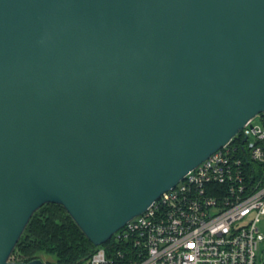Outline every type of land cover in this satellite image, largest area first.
Here are the masks:
<instances>
[{"label": "water", "instance_id": "95a60500", "mask_svg": "<svg viewBox=\"0 0 264 264\" xmlns=\"http://www.w3.org/2000/svg\"><path fill=\"white\" fill-rule=\"evenodd\" d=\"M261 112L264 0H0V264H46L9 259L45 203L104 244Z\"/></svg>", "mask_w": 264, "mask_h": 264}, {"label": "built area", "instance_id": "2783aa9c", "mask_svg": "<svg viewBox=\"0 0 264 264\" xmlns=\"http://www.w3.org/2000/svg\"><path fill=\"white\" fill-rule=\"evenodd\" d=\"M262 218L264 112L79 264H264Z\"/></svg>", "mask_w": 264, "mask_h": 264}, {"label": "trees", "instance_id": "16d2710c", "mask_svg": "<svg viewBox=\"0 0 264 264\" xmlns=\"http://www.w3.org/2000/svg\"><path fill=\"white\" fill-rule=\"evenodd\" d=\"M238 139L241 140L240 136ZM103 246L111 251L116 243L108 240ZM97 247L63 206L45 203L33 212L9 259L30 261L39 258L46 264H79Z\"/></svg>", "mask_w": 264, "mask_h": 264}, {"label": "rangeland", "instance_id": "374dc122", "mask_svg": "<svg viewBox=\"0 0 264 264\" xmlns=\"http://www.w3.org/2000/svg\"><path fill=\"white\" fill-rule=\"evenodd\" d=\"M252 123L255 124V125H259L260 124V118L259 116H256L253 120H252ZM259 229L262 233H264V218H262L260 221H259ZM264 249V243H260V250L257 252L258 255H260V252L261 250ZM259 264H261L259 262Z\"/></svg>", "mask_w": 264, "mask_h": 264}]
</instances>
